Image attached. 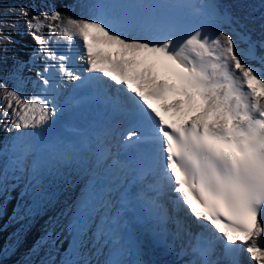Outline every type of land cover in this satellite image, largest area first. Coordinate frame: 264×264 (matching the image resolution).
<instances>
[{"label": "snow or ice", "instance_id": "snow-or-ice-1", "mask_svg": "<svg viewBox=\"0 0 264 264\" xmlns=\"http://www.w3.org/2000/svg\"><path fill=\"white\" fill-rule=\"evenodd\" d=\"M80 7L79 17L53 9L26 20L37 45L33 63L39 59L41 67L30 96L0 85V123L7 120V130L18 133L8 163L0 167V197L11 199L23 185L19 196L36 205L47 198L44 179L68 188L79 181L70 153L60 154L59 166L27 162L42 151L36 136L60 113L67 86L91 88L126 122L123 145L141 153L132 184L143 187L101 186L98 170L118 161L108 165L110 150H97L73 220V250L107 246L103 264H145L143 234L170 250L187 236L178 254L190 251L188 264H220L212 258L217 244L228 264H241V252L264 264V55L257 53L264 40L238 31L234 25H243L214 3L197 6L199 22L180 4L83 0ZM77 44L83 69L73 62ZM25 67L19 62L12 73L21 86ZM181 213L212 239L204 232L193 235ZM53 236L48 233L45 242L54 245Z\"/></svg>", "mask_w": 264, "mask_h": 264}, {"label": "bare ground", "instance_id": "bare-ground-1", "mask_svg": "<svg viewBox=\"0 0 264 264\" xmlns=\"http://www.w3.org/2000/svg\"><path fill=\"white\" fill-rule=\"evenodd\" d=\"M187 1L188 0H183V2L182 0H133V2H164L169 4L184 5V7L180 9V11L188 16L193 22H196L198 18L197 5H190L187 3ZM26 2L28 3L30 2V0H26ZM49 2L50 3L45 8H41L38 10H35L31 6L33 5L32 2L31 5L28 6L23 4L20 7L19 12L17 13V17L20 18L18 20V24L15 25V27L10 31H7L4 36V42L5 44H10V50H8L4 55V58L2 59V62L0 64V70L4 71L5 68V70L8 71V74L12 76V73L16 71L18 67V63L24 62L26 65L22 73L23 77L25 78L24 83L21 86L16 81V86L21 92L29 96L34 91V85L33 83H31V81L36 80V71L41 67V62L39 59H37L33 63V51L37 45L33 38L30 35L26 34V20L31 16L40 15L42 12L52 11L53 9L59 11L64 17H79L83 12V9L80 7L83 0H49ZM222 3L225 7L229 8L232 12L235 13L236 16L239 17V22L244 24L245 30L251 32L254 35L255 39H257L258 41L264 40V0H222ZM25 12L27 13V15H24ZM224 30L228 31V29L226 28H224ZM45 35L47 36V30H45ZM259 49V54L264 55V49ZM58 51L60 53H64L66 51V48L61 45ZM80 53L81 47L79 44H77L75 50L72 53L73 62L76 63L78 67L83 69L84 65L81 64L77 59ZM72 87L73 85L67 86L60 102L67 100L68 94L72 92ZM95 102V106L86 109L81 113H77L76 115L70 114L68 117L63 118L59 121L54 120L43 132H41L39 135L37 134V137L46 135L47 137L44 142L46 146H50L53 149L65 150V146L67 145H73L79 140L88 141L91 135H97L99 137V143L96 145V151L109 149L110 154L116 153L118 151V148L115 146L116 141L122 136L124 132L127 131L128 126L126 125V122L119 115L113 113L110 108H107L106 111H103L104 106H106L103 95L98 93V98ZM60 107H62L61 104ZM63 113L64 112L60 111L57 117L63 115ZM5 126H7L8 128L11 127L7 120L3 123V127ZM13 130L15 131V129ZM49 131L51 132L50 136ZM17 135L18 133L15 132L11 137V141H13ZM51 137L54 139H59L57 143H60L56 144L55 142L51 141ZM11 145L12 143L10 144V147ZM7 163L8 162H6V164ZM71 167L76 168L77 171L81 173L79 181L75 183L73 187L68 188L62 181L54 180L49 182L48 179H44L43 181L45 185H52L49 186V189H57L59 192L61 191V193H64L63 199L67 202L68 211L63 213V215L61 216L62 224L60 230H63V233L65 235H67L69 227L73 225V220L77 213L78 202L82 194L87 189V172L89 170V168H87L86 166L81 165L79 157L74 158L73 165ZM105 167L100 168V170H104ZM52 193L53 192L49 191L45 200H47L49 198V195H52ZM113 200L118 205V199L114 196V194ZM15 202L12 200L9 208L12 205V208L14 209V206H16L14 205ZM37 215L38 211L34 210V212H32L30 215V220L35 221L36 219L34 217ZM180 215L182 216V214ZM187 220L188 219H185V221ZM187 223L190 225V230L192 232L193 228L197 224L191 217L190 221H188ZM197 228L201 227L198 226L196 227V229ZM64 234L63 237H65ZM40 238L41 236H39L38 239H33V241H40ZM140 238H142L145 243L144 250L141 254L143 257H145L146 259H152V256H160L156 252L155 247L153 246L154 242L148 237V234H143ZM188 240L189 237L185 236L183 241H176V244L178 243L177 250H180L181 244L187 246ZM64 245L65 249H67V251L70 253L69 256L72 259H75L78 253L73 250L70 236L66 237ZM216 251H218V247H216ZM178 253V251L170 252V254L166 257H163L162 260L165 264H188V262L191 260V257L194 258L193 256L188 255L190 251L185 255H179ZM94 254H97L95 260H99L97 264H103V261L107 258L108 255V247L101 246L100 252L95 253L94 251ZM212 258L220 259L221 257L216 258V255L214 253ZM242 260H247L246 264H255L254 261L250 260L249 255L246 252H243V256L240 259L241 264H243ZM224 264H228V262H224Z\"/></svg>", "mask_w": 264, "mask_h": 264}, {"label": "rangeland", "instance_id": "rangeland-1", "mask_svg": "<svg viewBox=\"0 0 264 264\" xmlns=\"http://www.w3.org/2000/svg\"><path fill=\"white\" fill-rule=\"evenodd\" d=\"M31 2L33 5H31ZM49 3V0H30L28 3L26 0H0V8H2L0 13V21H2V23H0V27H3V37H0V64L6 52L10 50V44H5L4 36L7 31H10L18 24L20 18L17 17V13L19 12L20 7L23 4L26 6L31 5L35 10H38L45 8ZM0 85H4L9 89L17 88L16 80L8 74V71L5 70V68L4 71L0 70ZM2 95L3 89H0V96ZM7 129V126L3 127V123H0V152L3 153L0 155V167L8 162L9 153L11 155V137L16 132V130L9 132ZM51 140L56 142L59 139H52L51 137ZM47 186L48 185L45 186L46 193L48 194V191H50L54 194L52 193L47 200L41 201L38 206L37 204L36 206L33 204L31 198L23 199L20 203L18 194L23 185L12 193L11 199L6 200L3 197H0V204L3 206V210L0 211V264H64L65 261H73L75 264H83L84 260L90 261L91 264H97L99 260H95L97 254H94V251H81L75 260H70L72 258L69 256L70 253L65 249L64 245L69 233L65 235L63 230H60L62 224L61 216L68 211L67 202L63 199L64 193H61V191L59 192L57 189L50 188L49 190V187ZM16 198L19 202L16 201ZM12 199L14 202L16 201L15 204L13 203L16 205L14 206V209L12 208V205L9 208ZM27 208H31L32 212H34V210L38 211V215L34 217L36 219L35 221L26 220V216L28 215ZM33 223L35 225H33ZM32 228H35V230ZM48 230H50L49 233L51 232L54 235L57 233L53 236L56 240L54 245L45 241L42 243L41 238L40 241L33 242V239H38L39 236H42L44 240L45 236L43 234L48 235ZM29 233H31V242H29ZM34 234L39 235H36L35 237ZM63 234L65 237H63ZM26 238H28L29 243H25ZM38 244L41 245L37 249ZM97 252L98 251H95V253ZM150 263L152 264V261Z\"/></svg>", "mask_w": 264, "mask_h": 264}, {"label": "water", "instance_id": "water-1", "mask_svg": "<svg viewBox=\"0 0 264 264\" xmlns=\"http://www.w3.org/2000/svg\"><path fill=\"white\" fill-rule=\"evenodd\" d=\"M154 263H155V264H162V263H160L157 259H154Z\"/></svg>", "mask_w": 264, "mask_h": 264}, {"label": "trees", "instance_id": "trees-1", "mask_svg": "<svg viewBox=\"0 0 264 264\" xmlns=\"http://www.w3.org/2000/svg\"><path fill=\"white\" fill-rule=\"evenodd\" d=\"M1 11H2V8H0V13H1Z\"/></svg>", "mask_w": 264, "mask_h": 264}]
</instances>
